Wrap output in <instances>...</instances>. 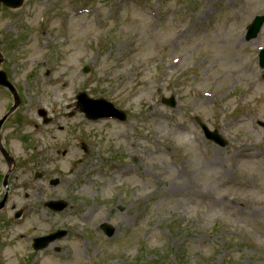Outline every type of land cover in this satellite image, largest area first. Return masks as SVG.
Segmentation results:
<instances>
[{
	"label": "rangeland",
	"instance_id": "obj_1",
	"mask_svg": "<svg viewBox=\"0 0 264 264\" xmlns=\"http://www.w3.org/2000/svg\"><path fill=\"white\" fill-rule=\"evenodd\" d=\"M261 13L264 0H26L15 11L0 8L2 66L21 103L2 128L14 166L0 213V264H264V27L245 39ZM81 91L125 110L127 121L87 120L75 107ZM7 95L0 87V114L13 102ZM172 95L175 108L161 101ZM197 118L229 145L207 141ZM7 170L0 154V200ZM53 177L59 186H50ZM58 198L71 207L44 206ZM102 222L116 227L111 239ZM60 228L67 235L49 249L29 246Z\"/></svg>",
	"mask_w": 264,
	"mask_h": 264
},
{
	"label": "water",
	"instance_id": "obj_2",
	"mask_svg": "<svg viewBox=\"0 0 264 264\" xmlns=\"http://www.w3.org/2000/svg\"><path fill=\"white\" fill-rule=\"evenodd\" d=\"M23 1L24 0H0V5L3 2L10 7L18 8L23 4ZM263 22H264V16L257 17L255 19L254 23L250 27L247 39H251L258 34L260 27L263 24ZM262 54L263 55H262L261 65H262V67H264V50H263ZM0 84L9 85V82L7 80V76L3 71H0ZM78 98L80 99L79 105L81 106L82 110L87 113V116L89 118L98 119V118L107 117V116H119L122 119H125V116L122 112L112 109V106L107 105L104 100L88 99V97L85 93L80 94ZM164 103H167L172 107L176 105L174 98L164 99ZM1 124H2V122L0 123V125ZM202 126H203L206 134H208V136L212 137V139H214L217 143H219V145H221V146L226 145V141H224L222 139V137L217 132H213V133L208 132V129L206 128V126H204V125H202ZM52 183L57 184L58 180H54ZM4 203H5V200H3V202L0 204V209L4 206ZM54 205L55 206H53V207L62 209V208H64L66 203H54ZM19 215H20V212H18L16 214L17 217ZM103 228L107 229L109 235H112L115 231L114 228L108 226L107 224H103ZM55 236L56 235L51 236V237L47 238L46 240L54 238Z\"/></svg>",
	"mask_w": 264,
	"mask_h": 264
},
{
	"label": "bare ground",
	"instance_id": "obj_3",
	"mask_svg": "<svg viewBox=\"0 0 264 264\" xmlns=\"http://www.w3.org/2000/svg\"><path fill=\"white\" fill-rule=\"evenodd\" d=\"M239 42V41H238ZM37 132H39V128L37 127L35 129ZM24 132V131H23ZM25 133V132H24ZM74 248L77 249V251L74 253V256L80 261L81 260V257H80V252L78 250V242H74Z\"/></svg>",
	"mask_w": 264,
	"mask_h": 264
}]
</instances>
